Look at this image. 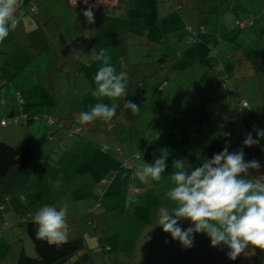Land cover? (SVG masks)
<instances>
[{
	"label": "crops",
	"instance_id": "crops-1",
	"mask_svg": "<svg viewBox=\"0 0 264 264\" xmlns=\"http://www.w3.org/2000/svg\"><path fill=\"white\" fill-rule=\"evenodd\" d=\"M178 2L179 4L173 6L167 3V0L154 1L155 18L151 22L144 21L142 26L144 30L141 34L144 39L142 44L147 50L137 51L134 61L131 60L130 54L126 53L132 71V82L128 88L127 101L131 100L138 107L140 106L141 110L135 113L130 111L127 119L124 117L126 109L123 107V102L119 101L121 104L117 107L116 114L110 122L98 119L83 125V132H91L90 138L84 137L83 132L71 136L66 133L74 131L76 125H80L79 113L90 111V106L101 102L111 107L112 98L93 96L92 93L96 88L94 79L86 72V78L81 76L80 69L84 68L85 62H80V66L76 65L77 62H73L71 66L68 65L69 59L65 54L67 50L59 52V62L56 54L50 58L48 55L40 57L43 52L32 53V48L27 46L29 45L27 36L42 22V18L23 15L19 26L21 37L18 40L15 34L17 29L14 30V34L10 31L5 41L9 42L8 39L12 38V50L16 49L17 43H20L22 62H15L10 55L4 54L2 58L6 65L9 63L22 67L20 69L23 71L31 65L35 58L43 60L35 66L38 73L37 78H30L24 83H19V88L14 87V94L19 90L23 92V98L27 97L26 102H23L22 111L28 114L37 113L42 117L33 119L24 125L26 128L24 137L14 133H0V140L16 148L23 142L28 143L35 156L31 165L24 169L25 172L15 171L17 176L26 177L24 180L29 181L27 187L32 182L36 184L32 191H24L25 188L18 190V198L27 204L26 213L34 216L45 205L55 206L59 210L62 204L71 208L73 215L70 217L83 216L86 212L91 213L97 201L101 203V197L98 199L93 192L89 199V194L79 189L80 187L85 189L87 184V178L80 173L79 168L84 169L87 164L91 166L94 155H100V166L104 171L96 178L112 171V168H117L118 162L107 155L106 144L113 142L118 124H121L120 137L123 140L127 129L131 130L138 124L154 100L158 104L154 112L159 109L160 115L166 119L163 124V120H158L159 126L150 136L147 133L142 136L143 151L140 150L142 156L148 153L151 157L158 153V147L150 143L154 137L159 138L161 135L165 143L169 139L173 141V149L178 148L177 144L180 146L178 151L166 149L170 152L168 155L171 156L173 153L181 155L182 147L188 141L193 140L189 148L190 152H188L189 157L192 154L191 147L195 148V154L199 153L207 140L210 143L214 136L221 140L224 146L227 143L228 151L232 153L247 133H252V136L256 138L254 129H264V0L259 4L257 0H179ZM170 10H179V12L176 11L170 15ZM250 19L252 22L249 25L239 27V23ZM188 25H191L193 29L202 26L205 30L200 31L198 37L190 41L189 36L192 34L187 28ZM110 27L112 23H109L108 28ZM95 35L89 47L97 45L94 43ZM108 38L111 40L112 37ZM259 40H261V45L257 44ZM155 44L157 50H152L151 47ZM98 47L99 49L94 50L93 57L103 49L101 48L103 45ZM106 53L109 56L114 55L116 61L114 68L117 73H120L115 54L111 51ZM62 56L65 57L62 58ZM95 61L93 59L92 62ZM96 62H98L96 65H90V67L100 68L101 62ZM218 71L224 74V78H218L216 74ZM1 74L0 70L2 87L14 81V77L8 80L5 74ZM78 77H80L79 80ZM253 82L254 86H251ZM37 86L41 88V94L29 95L28 92L37 89ZM230 86L236 88L235 94L228 90ZM76 89L79 92L76 97L77 102L72 103L74 99L71 96ZM8 99H13L10 93H8ZM242 100H246L254 111L251 117L247 115V107H240ZM62 107H64L65 117L59 116ZM71 112L78 115L76 120L67 122V116ZM45 115H50L54 122L49 125L47 119L43 117ZM36 120L41 123H35ZM42 125L45 126V132ZM167 131L172 132L170 135L163 134ZM223 132L230 133V137H223L221 135ZM38 135H40L39 138H37ZM20 140L22 142L18 143ZM133 141L131 138V147ZM139 148L140 146L137 147ZM147 148L150 150L148 151ZM251 148L257 149L255 146ZM258 149L264 151V139L260 140ZM132 150H134L133 147ZM135 151L123 157H132L133 154L138 153ZM188 153L183 158L185 162H187ZM167 160L170 161V158ZM41 178L42 185L47 186L45 190L38 187ZM253 178L257 177L253 176ZM123 179L122 177L121 183ZM5 182L10 187L14 179ZM98 183L99 180L95 181V185ZM55 184L59 187V193L57 189L53 190ZM68 189H70L69 193L66 191ZM71 189H77V191ZM4 197L0 194V201H4ZM61 201L63 202L59 205ZM80 201L82 204H79ZM11 202L5 201L4 211H0V222L7 217V214L10 217L9 223L12 224L16 220ZM28 202L32 204L29 207ZM6 210L7 213L4 215ZM93 218L92 215V218H88V222ZM66 219H68L67 216ZM75 227L76 231H68V238L82 237L80 234L75 235L78 232L77 225ZM0 238L1 245L8 246L7 250L12 243L15 244L16 253L10 259L12 264L20 249L23 248L24 235L20 225L10 226ZM1 249L4 251V247ZM259 250L254 249L257 256Z\"/></svg>",
	"mask_w": 264,
	"mask_h": 264
},
{
	"label": "rangeland",
	"instance_id": "rangeland-1",
	"mask_svg": "<svg viewBox=\"0 0 264 264\" xmlns=\"http://www.w3.org/2000/svg\"><path fill=\"white\" fill-rule=\"evenodd\" d=\"M39 3L40 15L37 16L42 18V22L37 26L40 30L41 38L43 40L40 41L41 47H37L32 45V53H42L40 57H44V55L52 57L53 54H56V59L59 62V52L62 50L66 51V57H68V65H72L73 62H77L76 65L80 66V62H85L84 68H81V76L85 77V72L89 74L91 78L94 79L96 73L98 72L99 68L96 66L90 67V65H96L98 62L93 61V54L96 48H99L98 45H91V40L93 39V35L97 34L98 37L101 38V43L104 44L103 47L105 48L106 35H110L112 39L115 41L116 45H114L113 52L117 53L121 50V52H126L130 54L131 60L134 61L135 53L140 49L147 50L146 47L143 46L142 42L144 41L141 34L144 33L142 28L144 21L151 22L155 18V10L156 7L153 4L154 1L158 0H121V3L118 5L119 0H87V3H84V0H35V2ZM179 0L170 1L172 4L175 3L176 6ZM262 0H257V4H259ZM28 0H21V7L24 6L26 10L25 16H30L28 13ZM110 6H113L110 9ZM92 8L94 12V23L88 24L86 18L83 15V12L88 9ZM171 14H174L176 11L179 10H170ZM158 12V11H157ZM109 23H112V27L108 28ZM20 26V25H19ZM17 27L16 31V40L21 37L19 33L20 27ZM159 27V25H157ZM110 29V33L108 30ZM152 29V27H150ZM14 34V31H11ZM152 33V32H151ZM92 34V35H91ZM107 36V39L108 37ZM9 42L4 41L0 43V64L4 65V60L2 55L7 54L10 55L11 58L15 59V62H22V49L20 50V43L16 44V49L12 50V38L8 39ZM31 43H29L30 45ZM45 44V48L42 46ZM94 44V43H93ZM258 45H261V40L257 42ZM157 45H153L151 47L152 50L156 49ZM90 48H92L90 50ZM25 50V49H24ZM2 52V53H1ZM75 52V54H73ZM77 52V53H76ZM65 56H62L64 58ZM111 60L110 63L116 67V61L114 59V55H110ZM49 58V59H50ZM48 59V58H47ZM41 58H35L32 60L30 66H28L25 70H19L17 74L14 76L13 71H10V75L12 79L14 77V81L7 86L0 87L2 88L3 97L1 98V102L3 103L0 111L4 113L5 104L13 105L14 102L12 99H7L8 93L13 97L14 95V87H20L19 83H24L25 80L30 78H37L38 73L35 70L36 65L41 63ZM135 65V64H134ZM8 68H11V64H7ZM44 66V65H43ZM6 77L9 78V73H6ZM86 78V77H85ZM80 77H78V80ZM16 85H15V84ZM136 83L134 84V86ZM256 85V83H255ZM251 86H254V82L251 83ZM37 89L30 90L28 92L29 95H36L41 94V88L39 86L36 87ZM7 94V95H6ZM79 94L78 90L72 94V98L74 101L72 103H76V97ZM133 99V98H132ZM189 99V98H188ZM24 102H26L27 97L23 98ZM191 100V99H189ZM245 101V100H242ZM121 102H123L121 100ZM113 103V102H112ZM118 104H121L117 101ZM151 105L148 106L146 110V115L141 118L137 125L134 127L127 129L126 134L123 136V140L121 139V124L117 125L116 132L114 134L113 142L106 144L107 146V155L109 158L116 160L118 162L117 168L105 173L102 175V178H96L100 173H103L102 167L100 166V155H94L92 158V165L79 168L80 173L87 178L85 185V189L80 187L79 189L84 190L86 194H89L88 198L90 199L93 192L98 199L101 197V205L97 207L94 205L92 207V212H86L83 216H76L70 217L73 215L71 208L67 206V223L69 226V230L76 231L78 227V232L75 235L80 234L83 238L84 246L86 250L89 251V258L85 262V264H102V259H104L105 264H113L116 263L115 260L118 261V264H136L140 260V250L143 243L148 242L150 239L149 232L155 227L154 225L159 220V208L164 206L171 211L174 207V203L169 199L167 196L168 191L174 186L171 180V174L175 171L172 168V162L174 159H183L182 155L174 154L173 156L168 155L170 161L166 160L165 163L168 167L165 169V172L162 174L161 181H154L152 182L151 187L145 185L140 181L137 176V169L141 168L142 162L154 164L155 159L159 158V156L163 153L170 154L168 150H179L180 146L177 144L176 149H173L174 143L171 139L168 142L163 141V136L161 135L159 138L154 137L151 140L150 144L158 147V153L153 154L151 157L148 153H145L144 156L141 157V160L137 158L138 156H134L132 160L134 165L129 163V161H123V155H129L130 152L137 150V147L143 146V141H141L142 136L145 133L150 136L152 132H154L159 126L158 120H163L162 124L164 123L165 117L160 115L161 111L158 109L154 112V109L157 108V102L154 100L150 103ZM17 106V105H16ZM23 106V104H22ZM240 107H242L240 105ZM246 107V106H243ZM248 108V107H247ZM141 107L139 106V111ZM249 110V108H248ZM61 113L59 116L65 117L64 115V107L61 108ZM59 114V113H57ZM72 114V112L70 113ZM70 114L67 116L69 117ZM56 115V114H55ZM162 117V118H161ZM41 118V116H40ZM48 119H52V117L48 116ZM53 120V119H52ZM155 120V121H154ZM54 121L47 122L49 125L52 124ZM38 122V120L35 121ZM4 126H0V133H14L21 135L24 137V125L22 123H15V125H7L3 124ZM33 125V124H32ZM31 125V126H32ZM30 126V127H31ZM45 132V126L42 125ZM115 128V127H114ZM172 131L164 132L165 135H170ZM84 137L90 138L91 132H83ZM68 136H71L68 132L66 133ZM82 134V133H81ZM38 135L37 138H39ZM1 138V137H0ZM131 138L134 140L132 143V147L130 146ZM81 139V138H78ZM87 141V140H86ZM194 141V140H193ZM193 141H188L184 148V151L188 149L189 145H192ZM20 140L18 143H21ZM209 141L203 145L202 148H206L208 146ZM95 145L94 143H92ZM116 146H119L123 149L125 153L121 155L118 153ZM149 151L150 148H147ZM194 148L191 147V152ZM113 153H112V152ZM120 152V151H119ZM190 152V151H189ZM121 153V152H120ZM189 153L187 154V162L186 166L190 165L189 170L194 171L196 167H199L203 162L199 158H195L196 154L193 152L191 154L190 159ZM143 157L145 159H143ZM150 157V158H149ZM117 158V159H116ZM189 161V162H188ZM126 163L128 164L126 166ZM133 165V166H132ZM93 167H98L97 169ZM121 167H126V169H122ZM124 170V171H123ZM112 174H111V173ZM116 175V176H115ZM244 177V175H241ZM123 182L121 183V178ZM246 179H254L251 176L244 177ZM99 180L101 183L100 188L95 185V181ZM104 180V181H103ZM43 180L38 182V187L42 190H45L47 187L46 185H42ZM36 184L33 182L30 186H26L24 191H32ZM59 193L58 185H54L53 190H56ZM75 192L77 189H71ZM67 193L70 192V189L66 190ZM91 195V196H90ZM8 201V200H7ZM61 201L59 205L62 203ZM82 204V201L79 202ZM31 202H28V207L31 206ZM65 204H62L64 206ZM97 208V209H96ZM96 209V210H95ZM0 211H4V209H0ZM80 212V211H79ZM7 210L4 212L6 215ZM92 215L95 218L96 226L94 227V223L92 219L90 222L88 218H92ZM10 217L7 214V217H4L0 222V236L2 237L6 230L12 226L10 222ZM185 221V220H184ZM177 222H183L178 220ZM8 227V228H7ZM5 229V230H4ZM23 229V228H22ZM99 230V236H96L97 231ZM23 232V231H22ZM101 233V235H100ZM24 240H23V248L26 254H33L34 249L31 244L30 238L25 232H23ZM73 236V235H72ZM147 236V237H146ZM104 249L97 248L98 243ZM2 241L0 238V264H11L10 259L14 253H16V248H14L15 244H11L9 250H7V245H1ZM21 246V244H20ZM1 247H4V251H2ZM103 251V252H102ZM103 253V254H102ZM259 264H264V251L259 250ZM250 264H257L253 259L250 260Z\"/></svg>",
	"mask_w": 264,
	"mask_h": 264
},
{
	"label": "clouds",
	"instance_id": "clouds-1",
	"mask_svg": "<svg viewBox=\"0 0 264 264\" xmlns=\"http://www.w3.org/2000/svg\"><path fill=\"white\" fill-rule=\"evenodd\" d=\"M20 7L21 0H0V43L20 25L23 17ZM83 15L88 24L95 22L92 8L86 9ZM93 59L100 61L101 67L94 77L96 88L92 94L97 98H112L113 103L111 107L102 102L90 106V111L80 113V125L90 124L96 119L110 122L119 106L117 101L127 94L128 74L116 72L106 51L101 49ZM123 107L134 113L139 111L131 100L124 102ZM254 131L256 138L247 133L242 147L235 153H229L226 143L223 150L211 159L203 156V162L194 171L189 170L190 165L186 166L184 159H174L172 168L175 171L171 174L174 186L167 193L174 207L171 211L160 207L159 220L154 226H160L185 249L193 246V234L204 232L210 238L211 247L223 244L230 249L227 255L233 261L241 253L247 256L246 250L258 248L264 251V179L244 178L248 176L249 169L259 171L261 167L256 160L244 162L243 148L253 147L264 139V129ZM221 135L230 137L231 134L223 132ZM141 157L142 153L138 152L140 160ZM167 159L168 154L163 153L154 164L142 162L143 166L137 169L140 181L149 187L152 182L161 181L168 167ZM67 211V205L59 210L55 206L41 207L32 220L38 226L37 239L46 240L49 245L66 243L69 231ZM178 220H187L194 227L181 230Z\"/></svg>",
	"mask_w": 264,
	"mask_h": 264
},
{
	"label": "trees",
	"instance_id": "trees-1",
	"mask_svg": "<svg viewBox=\"0 0 264 264\" xmlns=\"http://www.w3.org/2000/svg\"><path fill=\"white\" fill-rule=\"evenodd\" d=\"M170 1H172V0H167V3H170ZM174 1L176 2V0H174ZM27 3H28V6H27L28 9L27 10H28L29 15H32L33 17L39 16L40 15L39 3L37 1L35 2V0H28ZM120 3H121V0L118 1V3H117L118 5H114V6L117 7V6H119ZM177 4H179V2H177ZM112 7L113 6H110V9ZM19 11L22 12L23 15L26 13L24 6L20 7ZM251 22H252V20H251ZM246 25H249V24H246ZM187 28L192 34L189 36L191 38L190 41L196 39L198 37V34L200 31L205 30L204 27H202V26H197L196 28L193 29V27L191 25H188ZM95 36H96V38L94 39L95 40L94 43H96L98 46L104 45L101 43V41H102L101 38L98 37L97 34ZM106 36H109V34ZM41 37L42 36H41L40 30L38 28L33 29V31H31L29 33V36H27L29 43H31L30 45H27V46L31 47L32 43H34L35 46L40 48L41 47L40 41L43 40V38H41ZM109 39L110 38H108V39L106 38V41H108V42H105V48H103V50H105L106 52L107 51L113 52L114 45H116V43L112 38H111V40H109ZM43 42H44V40H43ZM44 46H45V44L42 47L45 48ZM120 51H118L117 53H114V52L113 53L115 54V57L118 60L120 72H126L128 74V84L126 87V93H127L128 88L132 82V79H131V76H132L131 63L129 61L128 54H126V52L121 53ZM20 68H22V67H18L16 65H12L11 68H8L6 63H4V65L1 64L0 65V70L2 71L1 75L5 74V76H6L7 75L6 73L8 72L9 76H11L10 71H13L12 75L14 76L15 74H17V72H19V70H21ZM216 74H217L218 78H221V79L224 78V74L222 72L218 71ZM222 75H223V77H222ZM10 78L12 79V76L7 78V79L9 80ZM2 84L3 83L0 82V87H2ZM2 97H3V92H2V88H0V108L3 105V103L1 102ZM18 97H20V100L18 99ZM7 99H8V97H7ZM12 100L14 102L13 105L8 106L7 104H5V106H3L4 110L6 112L4 114L2 111L0 114V126H4L3 124L15 125V123H22V125H27V123L29 121H31L33 119H37L40 116L42 117V115L37 114V113L28 114V113L22 111V104L24 102L22 91L18 90L13 95ZM122 101H123V103L127 101V94L125 97L122 98ZM248 108H249V110H248L247 115L249 117H251L254 114V111L251 109L249 103H248ZM1 110H3V109H0V111ZM129 113H130V110H126L124 117L128 119L129 115H130ZM77 115H78L77 113L70 114V116L66 119V121L69 122V121L76 120L75 118ZM79 115H80V113H79ZM48 116H50V115L43 116L47 119V122H48ZM16 117H17V120L15 119ZM96 120H98V119H96ZM3 122H5V123H3ZM63 123L67 124L65 122H63ZM197 125L199 126L200 124H197ZM83 127H84L83 125H81V127H80V125L79 126L76 125L77 131H74V133L71 135H74L77 133L78 134L82 133L84 130ZM253 138L255 139L254 136H253ZM224 147L225 146L223 145L221 140H219L216 136H214V137H212L209 145L206 148H203L199 153L196 152V154L198 155V156H196V158H199L202 160V157L206 156V157L211 159L214 154H218L220 151L223 150ZM255 147L258 148V144L255 145ZM116 148L118 149L117 150L118 153L121 155L123 152V149L119 146H116ZM142 148H143V146L140 147L139 149H137L135 152H140V150H142ZM189 148H190V145L188 146V149H186L184 151V148H183V151H181V153L183 154V155L181 154L183 158H185L186 153L189 152ZM194 150H195V148H194ZM194 150H192L191 153L195 152ZM136 155L138 156V153L133 154L132 157H129V158L123 157V161H129L128 164L131 165V163H132L134 165L132 160L134 159V156H136ZM34 158H35V156H34L33 150L31 149V147L28 143L23 142L19 147L16 148V147L8 144L7 142L0 140V194L5 196L4 201H0V209H4L6 200L11 202L12 198H14L11 203H13L14 212L16 214V217H15L16 220L12 223V225H20L21 231L25 232V234H27L29 236L31 244H32L33 249H34V253L29 254V255L25 253L23 248L20 249L16 260L12 264H85V262L89 258L90 253L88 250H86L82 237L77 236V237H73V238H68V241L66 243L60 245V246L49 245L46 240H39L36 237V232H37L38 226L32 221L34 216H31L30 214L26 213L27 212V204H25L17 196L18 190L20 188H22V189L25 188L26 185L29 183V181L26 182L24 180L26 177L22 178V177L17 176L15 174L16 170H18V171L20 170V171L25 172L24 169L27 168L29 165H31ZM128 164L126 163V166ZM122 168H126V167H122ZM248 175L251 177L255 176L258 179H264V178H261L262 176H264V173L257 174V175L256 174H252V175L248 174ZM12 179H14V183H13L14 185L12 184L10 187H8V185L6 184L5 181H9V180L12 181ZM5 184L7 187L5 186ZM100 185H101V183L99 182L96 186L98 187ZM8 193H11V194H8ZM10 196H13V197H10ZM96 204H98L97 205L98 207L101 205L99 200L97 201ZM94 220H95V218L92 219L93 223H94ZM7 223H9V222L7 221ZM0 226H1V224H0ZM93 226L95 227L96 225H93ZM97 235L99 236V230L96 233V236ZM100 235H101V233H100ZM100 243L101 242L98 243V245H97V247H95V249H97V248L104 249V247H102V245ZM249 249H251V246H249ZM103 251H105V249ZM246 251H248V255L246 257L249 259V262L251 259H253L255 261V263H257V264L260 263L258 256L255 254L254 250H246ZM105 262L106 261H104V259H102V264H105ZM115 262L116 263H113V264H118L117 260H115ZM124 264H127V263H124Z\"/></svg>",
	"mask_w": 264,
	"mask_h": 264
},
{
	"label": "water",
	"instance_id": "water-1",
	"mask_svg": "<svg viewBox=\"0 0 264 264\" xmlns=\"http://www.w3.org/2000/svg\"><path fill=\"white\" fill-rule=\"evenodd\" d=\"M243 145L241 141L232 153H235ZM244 162L256 160L260 163L259 171L249 169L248 174H261L264 172V151L251 147H244ZM244 175V174H241ZM184 230L194 227L189 221L177 222ZM193 246L185 249L178 240H173L169 233L162 231L160 226H155L150 232V239L144 242L140 250V260L136 264H249V259L241 253L236 260L228 259V249L220 244L217 247L210 246V238L204 232L193 234Z\"/></svg>",
	"mask_w": 264,
	"mask_h": 264
},
{
	"label": "built area",
	"instance_id": "built-area-1",
	"mask_svg": "<svg viewBox=\"0 0 264 264\" xmlns=\"http://www.w3.org/2000/svg\"><path fill=\"white\" fill-rule=\"evenodd\" d=\"M172 5H175V3H173L172 2ZM251 23V20H247V21H244V22H242V23H239V27H243V26H245L246 24H250ZM194 34V33H193ZM222 77H223V75H222ZM228 90L231 92V93H236V88L235 87H233V86H230L229 88H228ZM18 99L20 100V97H18ZM240 105L243 107V106H246V107H248V103H247V101H241L240 102ZM16 120H17V117L15 118ZM53 120L52 119H48V122H52ZM3 123H5V122H3ZM74 131H77V129L75 128L74 129ZM74 131H69V134L71 135V134H73L74 133ZM118 150V149H117ZM104 181V180H103ZM98 188H100V187H98ZM98 205V204H97Z\"/></svg>",
	"mask_w": 264,
	"mask_h": 264
}]
</instances>
